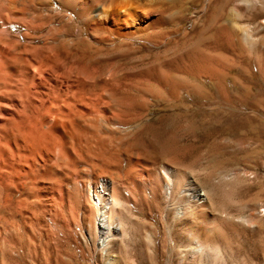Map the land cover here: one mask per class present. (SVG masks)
<instances>
[{
	"label": "rangeland",
	"instance_id": "374dc122",
	"mask_svg": "<svg viewBox=\"0 0 264 264\" xmlns=\"http://www.w3.org/2000/svg\"><path fill=\"white\" fill-rule=\"evenodd\" d=\"M144 3L142 40L59 44L82 97L61 102L63 148L43 138L48 126L27 131L25 151L19 129L0 131L13 173L0 172V264H264V0ZM166 166L180 173L172 193L158 182ZM100 178L121 206L106 246L88 195ZM195 187L209 201L195 203Z\"/></svg>",
	"mask_w": 264,
	"mask_h": 264
},
{
	"label": "bare ground",
	"instance_id": "6f19581e",
	"mask_svg": "<svg viewBox=\"0 0 264 264\" xmlns=\"http://www.w3.org/2000/svg\"><path fill=\"white\" fill-rule=\"evenodd\" d=\"M145 3L143 4V0H0V131L8 130L9 128L11 130L12 128L19 129L18 132L20 131L26 146L23 145L24 144L23 143L22 145L24 146V148H22L23 146L22 147L18 146L17 147L18 150L21 149L25 151V147H28V149L30 148V146H28L27 144L29 139L27 137L28 136L27 131L34 132L35 129H39L38 127L40 125L48 126L47 131L42 133L43 138L45 139L47 137L52 139V137H54L55 140H59L60 138L62 141L61 146L63 148L65 132L68 130V128L66 129V131L64 130V126H65L64 124L68 123L67 121L70 118L68 117L65 118L67 119V121L64 119L66 115L65 114L63 115L64 104L62 105L61 102H64L63 100V98H65L64 96H66V98L67 96L68 97L71 96L70 99L72 101L75 100L79 101V99L82 97L79 96L80 98H78L77 96L79 91L75 92L74 90L75 88L76 90H78L77 88L80 86L77 87L76 84L75 85L73 84L74 87L76 86L73 89L72 88L73 85L71 86L69 84L71 83L70 79L71 78L73 79V77H69L68 76L69 73L67 74V72L72 68L69 67V70L67 69L68 71H66V64H68L69 60L67 59L68 60L67 61L61 58L62 57L60 51L61 48L58 49L59 44L61 43L65 44V42H68L70 45L72 44V46H74V42H76L75 39L82 40L85 43L89 41L91 42V40L93 39L100 41L121 39L122 41L127 40V41H123L124 43L127 44L128 41L132 42L134 39L142 40V38L144 39V37L141 38L140 36L142 35L138 36V33L141 31H143V33L145 32V29H147L145 28L146 27L145 23L149 20V15H150L147 11L148 10L147 6L145 7V5L148 4ZM58 17L62 19L63 17L64 19L67 18V22L65 23V25L59 27L54 23ZM156 21L157 20L154 18L153 20L154 24L157 23ZM16 23H20L23 27L27 29V31L25 33L14 34L12 32L13 31L12 28ZM67 25H74L75 30L73 31L71 29L72 32H68ZM47 28L49 29L46 30ZM84 33H87V37L84 36ZM41 41L43 42V44L36 46V43H39ZM70 47L67 49H70ZM67 49H65L66 53H68L69 51V50L67 51ZM70 51L69 53H72ZM71 56L73 55L67 57L69 58ZM71 65L74 66V64ZM78 72L80 74L81 71ZM77 74L75 75L76 77ZM75 76L74 79H76ZM79 77L77 78L79 79ZM80 79L81 81H83L81 77ZM87 80L86 82H88ZM90 80L92 83V79ZM106 87H104L105 88L103 91L104 93L109 92L110 90L108 89H111L110 88L111 86H106ZM83 89L84 87L82 88L81 86L79 90L84 93L87 88L84 89V91ZM108 94L110 95V93ZM84 95H86V92ZM72 97L75 99L73 100ZM76 97L78 98V100L76 99ZM65 100L67 101V99ZM58 104H61L62 107ZM72 104L73 102L71 103V107L74 106ZM74 104H76V102ZM54 105L58 109L54 108ZM71 107H69L70 109L68 108V110H74L73 108L75 106L72 108ZM54 109L56 110L54 111ZM74 113L77 114L78 112L77 113L71 112V115ZM79 114L80 113H78L77 115ZM72 116L73 119H75L74 116L76 115H72ZM51 117L53 118L52 121L53 123L49 125L50 123L48 124L47 121ZM77 118H80L78 120L83 119L81 116ZM46 122L48 125L45 124ZM72 125L74 128H76L75 122L72 123ZM71 127L69 129L70 131H71ZM21 131L23 132V134ZM69 134L70 133H68V135ZM71 134L73 133L71 132ZM12 135H14V133ZM19 135L17 134L16 136H18L19 138ZM9 139L10 137L8 138V141ZM17 139L15 145L19 143L17 142ZM37 139H41V137ZM10 140H12V136ZM72 140L74 139L72 138ZM4 144L6 143L4 142ZM6 146H5L6 151L7 150L9 151V149L7 148H10L9 147L10 145H8L7 148ZM15 149L13 150L15 151ZM14 151L12 153L13 155H16L17 157L20 158L24 156L22 155V151L19 152L20 151L19 150L18 153ZM62 152L63 150H59V158L62 156ZM3 153L5 152H3L2 150V154ZM12 154L10 155L12 156ZM19 154L21 156H18ZM0 156L2 157V158L0 157V172H2L4 170L2 169V166L8 164H5L6 162H4L3 164L5 158L2 155ZM25 157L26 155L22 158V160L28 159ZM11 161H13V158ZM13 162H15L19 166L18 159H16ZM13 162L11 164L14 165ZM20 164L21 166H23L22 165L23 163ZM9 166L11 165L9 164ZM13 168H15V170L21 169L16 166H14ZM164 169H166L167 174L162 176L160 175L161 178L159 179L160 176L158 177V182L161 181L165 182L168 177L170 181L169 183L167 182L169 184L167 185L169 186L168 188H170V193H172L173 188H175L177 184L180 173L179 170L176 169V167L169 168V166H166ZM6 170L4 171L5 173L4 172L2 173H4L5 175H9L6 172H9L10 170L9 171ZM12 170L13 169H11V171ZM22 172L16 171L15 174L17 173L16 175H19L21 173V175L19 176H22L23 175ZM10 175H13V173ZM16 175L15 177L19 178ZM25 175H27V172ZM8 177L11 179V181L16 179L14 176L12 178L10 176ZM96 183L98 184L97 181ZM100 183L101 184L100 185L98 184V186L97 184H95V188L89 190L88 195L92 203L101 212L97 219V223L101 228V234L99 237V246H106L108 241V236L111 235V231H113V233L115 232V234L116 233L119 234L120 232L121 227L119 229L117 218L119 214L118 211L121 206H120V201L117 198L118 196L116 190L118 189L117 186L114 185V182L102 178ZM5 188L7 187L5 186ZM196 191H200V190H193V192ZM204 195H205L204 201L200 203V205H203L206 203V201H209L207 200L208 195L206 196V193H204Z\"/></svg>",
	"mask_w": 264,
	"mask_h": 264
},
{
	"label": "built area",
	"instance_id": "2783aa9c",
	"mask_svg": "<svg viewBox=\"0 0 264 264\" xmlns=\"http://www.w3.org/2000/svg\"><path fill=\"white\" fill-rule=\"evenodd\" d=\"M102 179V178H101ZM101 179H100V181H101ZM106 179V178H105ZM194 189V188H193ZM197 189V188H196ZM197 190H200V189H197ZM204 191L203 190H200V191H196V192H193V190H192V196L194 197V202L196 203H198L199 202V204L200 203H202L203 201H204Z\"/></svg>",
	"mask_w": 264,
	"mask_h": 264
}]
</instances>
